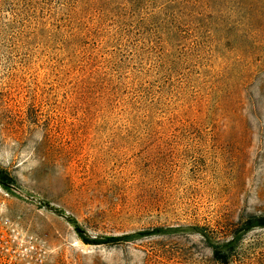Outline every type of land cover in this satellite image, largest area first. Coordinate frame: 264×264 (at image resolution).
Here are the masks:
<instances>
[{"label":"rangeland","instance_id":"1","mask_svg":"<svg viewBox=\"0 0 264 264\" xmlns=\"http://www.w3.org/2000/svg\"><path fill=\"white\" fill-rule=\"evenodd\" d=\"M0 167V264H264V0H0Z\"/></svg>","mask_w":264,"mask_h":264},{"label":"trees","instance_id":"2","mask_svg":"<svg viewBox=\"0 0 264 264\" xmlns=\"http://www.w3.org/2000/svg\"><path fill=\"white\" fill-rule=\"evenodd\" d=\"M6 182L10 183H16L15 177L10 175L4 168L0 167V183L3 185L7 186ZM247 227L246 228H251L254 226H259V227H264V215H251L247 219ZM190 227H168V228H163V227H157L154 228L151 231H137L133 233H127L124 235H109L107 237H102L99 238V240L102 241H116V240H121V239H128L132 238L134 236H141L145 235L151 232H163V231H169V230H175V229H189ZM236 241L235 238H232L226 242H220L218 244L212 245V252L213 256L216 260L226 263L227 262V256H228V251L231 250L233 243Z\"/></svg>","mask_w":264,"mask_h":264},{"label":"water","instance_id":"3","mask_svg":"<svg viewBox=\"0 0 264 264\" xmlns=\"http://www.w3.org/2000/svg\"><path fill=\"white\" fill-rule=\"evenodd\" d=\"M29 198L35 201L36 203L42 205L47 211L59 217H62L71 227H73L76 233L78 234L85 233V231L81 227H79L77 219L62 206L43 198H35V197H29ZM107 236L109 235H99L98 237L102 238Z\"/></svg>","mask_w":264,"mask_h":264}]
</instances>
